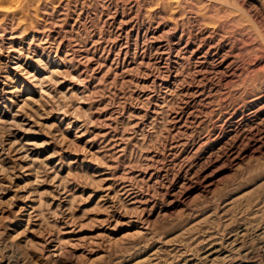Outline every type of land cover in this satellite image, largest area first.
<instances>
[{
	"label": "rangeland",
	"instance_id": "374dc122",
	"mask_svg": "<svg viewBox=\"0 0 264 264\" xmlns=\"http://www.w3.org/2000/svg\"><path fill=\"white\" fill-rule=\"evenodd\" d=\"M0 264H264V0H0Z\"/></svg>",
	"mask_w": 264,
	"mask_h": 264
}]
</instances>
